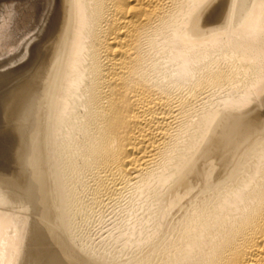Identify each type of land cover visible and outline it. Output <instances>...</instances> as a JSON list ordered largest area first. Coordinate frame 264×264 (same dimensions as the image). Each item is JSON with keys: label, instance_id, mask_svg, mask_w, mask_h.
<instances>
[{"label": "bare ground", "instance_id": "1", "mask_svg": "<svg viewBox=\"0 0 264 264\" xmlns=\"http://www.w3.org/2000/svg\"><path fill=\"white\" fill-rule=\"evenodd\" d=\"M217 1L69 0L40 185L17 206L0 193L1 264L38 260L33 222L8 229L27 205L80 264H264V0ZM129 189L149 193L119 233L136 248L117 263L81 250L72 216Z\"/></svg>", "mask_w": 264, "mask_h": 264}, {"label": "water", "instance_id": "2", "mask_svg": "<svg viewBox=\"0 0 264 264\" xmlns=\"http://www.w3.org/2000/svg\"><path fill=\"white\" fill-rule=\"evenodd\" d=\"M69 0H0V193L15 206L41 182V107Z\"/></svg>", "mask_w": 264, "mask_h": 264}, {"label": "rangeland", "instance_id": "3", "mask_svg": "<svg viewBox=\"0 0 264 264\" xmlns=\"http://www.w3.org/2000/svg\"><path fill=\"white\" fill-rule=\"evenodd\" d=\"M219 1L220 0L217 1L218 5L220 4ZM220 9L217 11V14H215L211 17L212 18L210 20L211 23L215 22L217 24L218 21L219 22L223 21L224 18L221 15L222 12ZM217 18H219V19L217 20ZM220 18H221V21H220ZM213 20H214V22H213ZM221 62L222 61L220 60L219 63H221ZM161 79L163 81H166L167 77H161ZM224 87L225 86L217 88L218 91H215V92H210L209 90H207L205 92L208 94L210 93V95H209L210 98L211 99L213 98L212 100L216 101L218 99L217 94L220 95V94H223L224 92H226L227 88L226 87L224 88ZM221 90H224V91H221ZM219 91H221V92H219ZM217 92H219V93H217ZM215 94H216V96H215ZM193 102H195V104L199 103V101H196L195 99L193 101H191V103L194 105ZM207 103H209V102L207 101ZM197 106H199V105L197 104ZM151 186H153V185L151 184ZM151 186L149 188L153 189V187H151ZM130 191H131L130 189H129V191L128 190L124 191L125 193L124 192L122 193V195H124V196L121 195L119 197V199H116L115 202L112 201L111 204H110V202L106 203L108 205L101 204L104 207L100 205L99 206L100 209L98 206L96 207V205H95V207L93 205H87L88 207L87 206L85 207L87 209L84 208L85 210L80 211V212H82L81 214L79 212L77 215L74 214L75 216H72L74 218L75 223L71 228V232H73V234H74L73 239L75 240V238H76L75 243L78 244L77 246L80 247L81 250H83L84 252H87L89 254L91 253L95 256H98L101 259H103L102 257H104V258L106 257L110 261L111 260L110 258H112V262H113V260H114V262H116L119 258L121 259L122 256L125 257L127 251H128L127 255H129L132 251V250L130 251V249L136 248L135 245H133L132 248H131V246H129L127 248H126V246L121 247V241L122 240L120 239L121 236H119L120 235L119 233L123 227H125L127 224H131L135 220V216H137V215L140 216L141 214L146 213V211H147L146 208H147L148 203L145 204L146 203L145 200L149 198V193L147 190H145L144 192H142L140 194L135 193V191H133V190L131 192ZM135 195H137V196H135ZM139 201H141V202H139ZM134 202H135V204H134ZM134 205H135V208L133 207ZM33 208L34 207H32V205H31V207H30V205H27L25 207L23 206V210L26 211V209H27V213L29 215V216L26 215V216H28V223H26V224L24 223V225L22 224L23 226L20 225L21 227L18 225V227H20V228H18L17 226L15 227V224H14L8 228V229H11V230H9V232L12 231V233H13L15 231L16 232L18 231L17 233H20L21 231L23 232L24 230H26L27 232H30V227H31L32 222H33V224L35 225L37 230L39 229L38 235L34 238V241L37 244V246H39L40 249H42L40 251V253H39V251H36V252H34L36 254L33 253V255H32L34 260H35V258L38 259V260H35L36 263L38 262L37 264H80V262L78 263L76 260H71V259H66V258L64 259V256L65 257H67V256L62 253V250H60V248L57 249L58 246H57L56 240L54 239V237H50L48 230H45L44 229L45 227H43L41 225L42 221L39 222L40 219L37 218L38 215H37V213H35L33 211ZM96 208H98V209H96ZM131 208H132L133 212H132ZM130 212H131V214H130ZM128 222H130V223H128ZM117 226H118V228H117ZM12 229L13 230L15 229V231H13ZM34 230H35V228H34ZM109 235H111V236H109ZM47 244H48V246H47ZM44 247H46L48 249V250L46 249V252L43 250ZM128 248H130V249H128ZM121 249L125 250V251L122 252ZM122 253L124 255H122ZM35 255L37 257H35ZM107 256H109V257H107ZM23 257H21L19 259L21 261H18L20 263H17V264H25L27 257L26 256H23ZM44 258H46V259H44ZM115 258H116V260H115ZM120 259L117 262H119ZM45 261H46V263H45Z\"/></svg>", "mask_w": 264, "mask_h": 264}]
</instances>
